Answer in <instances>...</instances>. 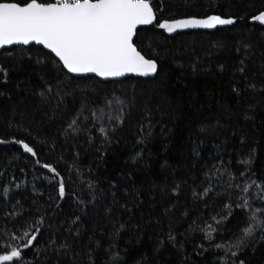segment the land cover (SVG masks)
I'll list each match as a JSON object with an SVG mask.
<instances>
[{
	"label": "trees",
	"instance_id": "16d2710c",
	"mask_svg": "<svg viewBox=\"0 0 264 264\" xmlns=\"http://www.w3.org/2000/svg\"><path fill=\"white\" fill-rule=\"evenodd\" d=\"M153 6L158 21L216 14L236 19L237 23L212 33L199 31L175 37L153 27L146 28L140 46L147 57L158 62L154 79L101 82L94 77L76 78L57 69L46 58L53 55L37 46L29 47L32 50L27 53L17 50L16 58L23 57L19 63L13 57L0 58V64L9 68L7 83L0 81V139L6 141L0 144V172L3 173L0 188L11 185L10 194L18 193L28 207L35 184L43 193L36 196L38 206H42L40 211L47 208V216L51 217V220L46 218V225H53L42 230L43 240L38 237L39 243L24 253L27 264H56L58 259L59 264H69L67 258L45 253L44 249L53 233L59 238L68 235L65 229L75 215H80L83 221L84 244L92 237L107 245L108 234L115 230L116 221L125 224L126 231L120 234L117 243L127 264H135L145 255L150 264H184V255L195 264H216V254L212 252L203 258L195 255V246L201 242L203 233L191 234V242L185 244L183 254L170 245L159 255L153 252L158 238L166 241L170 224L177 239L182 240L179 233L185 232L192 220L200 223L199 214L207 216L213 211L211 207L199 208L192 198V189L199 191L206 166L210 167L215 160L213 145H223L227 150L223 159H231L234 171L243 167L236 161L254 149L257 176L264 174V92L260 91L264 88V26L250 24L252 18L264 12V0H153ZM149 44L155 47L156 54L147 47ZM37 58L44 63H36ZM241 60L246 68L243 74L237 71ZM60 82L61 94L66 95L58 106L56 92ZM249 84H254L255 89L247 87ZM41 93L49 99L42 98ZM106 100L113 102L111 108ZM82 107L84 115L89 117L87 126L92 124L90 110L99 108L117 116L120 113L116 109L122 108L123 123L111 121V127L117 129L115 142L103 159L95 150H89L79 163L95 169L85 178L97 180L99 189L116 184L120 204L126 203L132 208L131 213L119 205L113 206L110 194L105 203L113 207L111 217L105 216L103 205L98 208L89 205L84 214L76 211L73 193L76 198L82 194L86 200L90 197L85 194L87 185L79 183L74 172L69 174L73 151L71 143L66 144L60 133ZM103 124L109 126L107 117ZM99 126L97 123L92 130L93 137L97 138L96 147L102 138ZM149 126L150 138L146 144H139L142 136H148ZM80 139L83 141V136ZM241 139L245 141L243 144ZM19 140L34 147L37 157L24 153L15 143ZM194 142L200 144L199 156L193 153ZM141 149V158L133 163V157ZM44 163L55 167L66 182L68 195L59 201L61 208L55 216L52 213L58 201L55 183L58 178L41 167ZM16 184L21 188L16 189ZM177 184L181 186L179 196L173 194ZM125 189L129 193L138 192L139 199L133 202L124 195ZM25 196L29 199L24 200ZM49 204L53 207H47ZM165 209L169 210L167 215ZM185 211L189 213L187 216L182 215ZM13 223V220L0 219V244L7 239L6 231L19 228V225L13 228ZM138 234L142 235L139 244ZM203 243L207 247V241ZM219 255L222 260L224 254ZM104 256L103 251L97 254V264ZM239 258L245 264H264V243L243 252Z\"/></svg>",
	"mask_w": 264,
	"mask_h": 264
},
{
	"label": "snow or ice",
	"instance_id": "6c2138e0",
	"mask_svg": "<svg viewBox=\"0 0 264 264\" xmlns=\"http://www.w3.org/2000/svg\"><path fill=\"white\" fill-rule=\"evenodd\" d=\"M159 11L162 12L163 8L161 7ZM255 20L264 25V13L257 15ZM236 22L233 18H222L216 14L205 18L189 17L158 21L153 0H0V58L13 57L19 63L23 57L16 58L17 50L27 53L32 50L28 46L37 45L53 54L54 58L53 56L46 58L57 69L71 76H94L104 81L128 76L154 77L158 72V62L147 57L140 46V38L147 26L163 29L171 35L185 30H214L234 25ZM147 47L156 54L154 46L149 44ZM36 63L42 64L44 60L37 58ZM240 64L237 71L243 74L246 71L244 61L241 60ZM8 72L9 68L0 64V81L3 83H7ZM61 87L62 82L57 84L58 106L64 102L66 95L61 94ZM247 87L255 89L256 86L249 84ZM48 91L52 92V89L49 88ZM260 91L264 92V88ZM41 96L45 100L49 99L44 93H41ZM106 104L111 108L113 102L106 100ZM90 111L91 126H87L89 117L84 115L82 107L80 112L66 122L67 126L60 133L66 144L71 143L73 151L69 174L71 176L74 172L79 177V183L87 185L86 193L84 189L80 191L90 197L86 200L82 194L76 198V194L73 193L77 203L76 211L84 214L89 205L93 208L103 205L105 216L111 217L113 207L105 203L110 194L113 206L119 205L131 213L132 208L126 203L120 204L116 184L110 183L107 189H99L97 180L85 178L88 174L94 173L95 169L91 165L82 167L79 163L89 150H95L100 154L99 158L103 159L108 147L115 142L114 134L117 129L111 127V121L116 119L118 123H123L122 108L116 109V112L120 113L117 116H113L111 112L105 113L99 108ZM106 117L109 121L108 127L103 124ZM97 123L100 125L98 132L102 137L99 147H96L97 138L92 135ZM82 136L83 141L80 139ZM150 136L149 126L148 136H142L138 143L146 144ZM240 142L243 144L245 141L241 139ZM5 143L4 139H0V144ZM15 143L21 146L24 153L37 157V151L29 143L23 140ZM202 143L201 141L200 144ZM200 144L194 142L193 153L197 156ZM213 147L216 149L215 160L210 167L206 166L204 181L201 182L199 191L196 188L192 189L194 204L199 208L211 207L213 211L207 216L199 214L200 223L192 220L185 232L179 233L183 237L182 240L177 239V234L170 224L166 241L158 238L153 255H159L166 245L183 254L185 244L191 242V234L203 233L201 242L195 246V255L203 258L206 253L212 252L216 254L214 255L216 264H245L244 260L239 258L240 255L264 243V174L259 178L257 176L254 167L255 150L247 153L246 157L239 158L236 163L243 167L234 171L231 159L228 161L223 159V153L227 151L223 145ZM142 154L143 149L136 152L133 163H136ZM65 163L67 164V161ZM41 167L58 178L55 181L58 185V201L55 202L52 213L55 216L58 214L56 210L61 208L59 201H64L68 195L65 178L51 164L44 163ZM2 175L0 172V176ZM10 187L11 185L0 188V219L5 222L13 220V228L17 225L19 228L14 232L6 231L7 239L0 244V264H27L24 253L39 243L38 237L43 240L42 230L50 229L53 225L51 223L46 225V218L51 220V217L47 216V208L44 212L40 211L42 206H38L36 196H43V193L36 189L35 184L31 205L28 207L19 198L18 193L10 194ZM180 187L179 184L175 186L174 195H180ZM15 188L20 189L21 185L16 184ZM124 195L132 198L133 202L139 199L138 192L129 193L127 189L124 190ZM218 197L223 199L218 200ZM28 199L27 196L24 197V200ZM47 207L53 205L49 204ZM168 211L165 209V215ZM34 212L39 215V219ZM188 214L187 211L182 213L184 216ZM229 221H232L231 225ZM82 228L81 216L75 215L65 229L68 235L59 238L53 233L44 252L53 253L58 258H67L69 264H97V254L103 251L105 256L100 258V264H127L126 257L119 250L117 243L120 234L126 231L125 224L116 221L115 230L108 234L107 245L92 237L84 244ZM141 240L142 235L138 234L137 244ZM16 241L19 243H10ZM203 241H207V247ZM126 251L125 249L124 252ZM219 253L224 254L222 260ZM183 260L184 264H195L187 255L183 256ZM56 264H59V259ZM135 264H150V261L145 255Z\"/></svg>",
	"mask_w": 264,
	"mask_h": 264
},
{
	"label": "water",
	"instance_id": "95a60500",
	"mask_svg": "<svg viewBox=\"0 0 264 264\" xmlns=\"http://www.w3.org/2000/svg\"><path fill=\"white\" fill-rule=\"evenodd\" d=\"M263 13H264V12H263ZM235 20H236V19H235ZM236 21H237V20H236ZM236 23H237V22H236ZM250 24H252V25H259V26H264V25H261L258 21H256V20H255V17L252 18V19L250 20ZM234 25H235V24H234ZM234 25L218 27L217 29H214V30H185V31H179V32L174 33V34H171V35L168 34V33H166L163 29H159V28H156V29H157L158 31H160V32H163L164 34H166V35L169 36V37H175V36H177L178 34H182V33H190V32H199V31L212 33V32H216L217 30L230 28V27H232V26H234ZM148 27H152V26H147V28H148ZM32 46H37V45H32ZM28 47H31V46H28ZM37 47L43 48L42 46H37ZM45 50L48 52L47 49H45ZM52 55H53V54H52ZM157 74H158V72H157ZM69 75H70V74H69ZM156 76H157V75H156ZM156 76H154V77H136V76H128V77H124V78H119V79H115V80H107V81L101 80L100 78H98V77H94V76H90V77H94V78L98 79V80L101 81V82H119V81H123V80L128 79V78L154 79V78H156ZM73 77H75V76H73ZM76 78H87V77H76Z\"/></svg>",
	"mask_w": 264,
	"mask_h": 264
}]
</instances>
